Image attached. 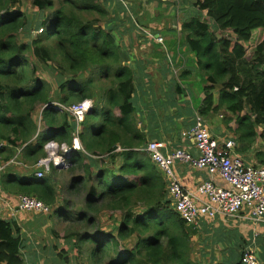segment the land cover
<instances>
[{
	"label": "trees",
	"instance_id": "1",
	"mask_svg": "<svg viewBox=\"0 0 264 264\" xmlns=\"http://www.w3.org/2000/svg\"><path fill=\"white\" fill-rule=\"evenodd\" d=\"M20 1L0 0V141L9 144L1 152L2 159L7 162L21 151L20 160L35 165L45 156L48 141L67 144L72 152L69 168L54 170L40 180L34 175L3 173L0 186L6 195L36 197L55 208L60 203L56 178L62 173L67 178L62 190L68 195L86 191L83 211L76 220H70L63 208L53 209L62 222L69 221L68 231L60 238L76 242L73 249L78 258L87 244L88 264H202L192 258V237L197 230L174 211L166 179L141 151L148 143L135 119L138 66L134 67L131 54L119 44L121 20L113 19L101 0H30L42 13L36 25L42 32L35 37L25 14L10 11L1 16ZM226 3L197 0L195 7L209 11L213 23L194 15L181 29L210 83L201 114L224 110L237 121L242 140L264 138V0ZM48 11L51 16L45 18ZM87 14L96 19L87 21ZM99 20L107 21V27L97 30ZM20 31L28 34L29 43L18 45ZM18 51L29 52L43 64L54 63L71 77L62 80L61 75L54 92L40 78L37 66L29 71V78L13 70L23 62L15 55ZM23 60L30 61V57ZM96 70L108 74L109 84L100 80L96 85L92 78ZM86 99L96 101L81 135L88 154L73 149L74 125L69 114L49 107L42 112L40 129L33 120L42 106L52 102L72 106ZM103 210L121 213L120 225L115 233L99 228L90 233ZM24 240L18 225L0 214V264H28ZM129 240H133L132 248L123 245Z\"/></svg>",
	"mask_w": 264,
	"mask_h": 264
},
{
	"label": "crops",
	"instance_id": "2",
	"mask_svg": "<svg viewBox=\"0 0 264 264\" xmlns=\"http://www.w3.org/2000/svg\"><path fill=\"white\" fill-rule=\"evenodd\" d=\"M104 1L109 5L111 12L115 11L113 19L122 20L124 8L120 0ZM127 1L125 5L130 3L140 5L142 13L145 11L143 7L146 8L142 19L138 18L143 22L140 33L123 30L119 37L122 38L125 34L130 37L126 49H131V52L129 51L131 63L134 67L138 66L136 71L134 68L135 119L138 129L146 135L147 143L162 142L169 148H184L196 156L193 143L184 139L182 133L195 125L196 115H199L214 137L222 141L236 139L238 144L236 153L248 164L264 167V138L242 140L237 121L224 110L214 115L201 114L206 97L205 88L209 87L210 83L199 68L196 54L187 46L186 35L181 32L183 23L190 22L194 15L200 18L201 11L194 6L197 0ZM115 6L118 7L114 8ZM176 24H180L179 30L175 29ZM160 30L171 35L165 41V47L156 42V37L162 33ZM125 39L128 38L125 36ZM132 50L134 54L138 52L137 59L132 58L135 57L132 56ZM262 130V126L257 127L258 132ZM176 173L185 189L191 192H195L196 186L208 178L205 171L182 163H177ZM217 184L227 187L220 179ZM12 196L0 194L1 216L16 223L21 229V234L30 229L28 227L40 231L45 224L38 221L37 225L33 213L17 209V201L10 198ZM242 215H245L244 218H217L213 221H204L199 229H195L203 231L204 251L194 253V256L202 258L203 264H240L244 249L254 244L261 264H264V222L249 219L247 211ZM37 246L40 244L36 245L34 240L24 244L23 254L28 264H42L43 255Z\"/></svg>",
	"mask_w": 264,
	"mask_h": 264
},
{
	"label": "built area",
	"instance_id": "3",
	"mask_svg": "<svg viewBox=\"0 0 264 264\" xmlns=\"http://www.w3.org/2000/svg\"><path fill=\"white\" fill-rule=\"evenodd\" d=\"M157 41L163 42L161 38ZM49 107L58 110L61 114H69L74 125L73 149L85 152L81 143L82 127L95 107L94 102L86 99L72 106L59 102L42 106L39 110V126L42 123L43 110ZM182 136L193 143L197 152L196 156L184 148H169L167 144L157 141L148 142L141 151L149 156L163 174L168 183V199L174 211L186 224L193 229H199L206 220L244 218L245 215L242 213L245 211L249 219L264 222V167L250 165L238 155L236 139L222 141L214 137L206 127L204 119L199 115H196L195 125L190 130L184 131ZM8 145L0 141V174L10 166L23 165L20 160L21 151H18L17 155L9 161H3L1 152L9 147ZM120 151H122L121 148H118V152ZM71 152L72 148L67 144L48 141L45 144V156L33 166V169L37 171L34 177L40 180L54 170L62 171L69 168ZM177 163L205 171L208 175L207 180L197 185L195 192L186 190L176 173ZM219 179L227 187L219 186L217 184ZM15 201H17L16 208L22 212L47 216L53 212V207L44 201L27 195H20L15 198ZM0 213H2L1 209ZM255 240L256 235L254 243ZM241 263L261 264L254 244L244 249Z\"/></svg>",
	"mask_w": 264,
	"mask_h": 264
},
{
	"label": "rangeland",
	"instance_id": "4",
	"mask_svg": "<svg viewBox=\"0 0 264 264\" xmlns=\"http://www.w3.org/2000/svg\"><path fill=\"white\" fill-rule=\"evenodd\" d=\"M123 1V2H122ZM219 2L221 1V4H227L226 0H218ZM105 2L104 0H101V3ZM122 2V3H121ZM126 2H128L127 0H120V3L122 4V6L124 7V5L126 4ZM196 5V4H195ZM194 5V6H195ZM107 11H109L111 15V17H115L114 16V12H111V9L109 8V5H107V3L105 4ZM128 6V9H126L125 11L122 10V16H121V21H119L118 23V30H119V34L120 32H122L123 30L125 31H132L135 33V31H138L140 33V28L142 26V24L140 23V21L138 20V18L143 17V14L145 15V11L146 8L145 6L144 8V12L142 13V10H140V5H135L133 3H130V5H126ZM118 6H115L114 8H116ZM198 8V7H196ZM14 12V13H22L25 14V16H27L28 20L31 22V26H34L33 29V36L37 37L38 35L41 34L42 30L41 28H37V24L39 23V21L42 18V13L40 12V10L34 6L33 2L30 0H21L20 2H18L16 5L12 6L10 8V10H6L4 12L1 13V16H5V13L8 12ZM142 13V14H141ZM45 18H47V16H51V11H48L47 13H45ZM97 15V14H96ZM85 18L87 19V21L91 22L94 21V19H96V17L93 18L92 15H86ZM200 18L209 23L212 24L213 20H212V15L209 13V11L206 10L201 12ZM100 19V18H98ZM99 24H97V27H95L97 30H101L104 27H107V21L104 20H99ZM180 24H176V28L179 30ZM36 28V29H35ZM221 29H218V32H220ZM124 32V31H123ZM136 32V33H138ZM160 32H162L161 34H159L160 36L156 37V42L159 44H162L161 46L165 47V41H167V38H170L171 35L167 34L168 32H163V30H160ZM166 34V35H165ZM28 34L24 31H20V35L18 38V45L20 43L26 44L29 43V41L31 40L30 38H28L27 36ZM121 35V34H120ZM123 37V41L122 38L118 37V41L119 44L122 41V46L125 48H128L129 45V40L130 37L125 34L122 35ZM125 36L128 39H125ZM162 36V37H161ZM159 38H161L163 40L162 43H160L159 41H157ZM135 43V42H134ZM133 43V44H134ZM132 44V45H133ZM156 48H159L157 46H155ZM128 51L131 52V49H127ZM17 58L20 59H24L25 58H29L30 57V61H26L22 59V63L17 65V67H15L13 70L20 72L21 75H25L26 77L29 78V71L35 66L38 67L39 69V76L41 79L46 80L49 84H50V89L53 90L54 92H56L58 90V82H61V75H62V80L63 78H69L71 77L68 74H64L62 71H60L58 69V65L56 64H43L42 62H40L38 59H35L31 56V54L29 52H22V51H18L16 54ZM132 57L133 59H137L138 57V52H136L134 54L133 50H132ZM162 56V55H161ZM167 57V56H166ZM249 63V62H248ZM247 67V63L245 64ZM244 65V66H245ZM242 66L243 68H246ZM21 70H24L25 72L22 73ZM64 74V76H63ZM108 74H101L99 73L97 70L94 71L92 78L95 79L96 85L97 82H99L100 80H102L103 82H105L106 84H109V81L105 79V76H107ZM244 77V76H243ZM28 78H26V81L28 80ZM245 80H249V78L245 79ZM27 82L26 84H24V86H27ZM100 86V85H99ZM97 93H99V90H96ZM94 102V106L96 107V101L93 99H90ZM117 113V112H116ZM252 117L255 116L252 115ZM33 120L37 123H40V118H39V111L36 112L33 115ZM39 129L40 126L38 125ZM83 130V127H82ZM23 162V161H22ZM33 164L31 162H23V165L19 164L17 167L16 166H10L8 168L5 169V171H3L0 174V180L1 177L3 175V173H16V174H24L27 176L30 175H35L37 171H35L33 169ZM78 176V175H76ZM64 177H62V173H59L57 175L56 178V182L57 184H60V189L58 190V200H59V204H55L57 205L55 208H63L65 210L66 213H69V218L70 220H76L79 216V213L83 211V206H84V197L86 196V191L82 192L81 194H78L77 192H74L73 195H68L65 191L62 190V182L64 181ZM67 179V178H66ZM65 179V180H66ZM5 190L3 189V187L0 186V194H6L4 192ZM4 192V193H3ZM13 195L10 198H17L20 196L19 193L16 194H10ZM28 196V195H27ZM32 197V196H29ZM36 198V197H33ZM15 200V199H14ZM65 201H67V203H64ZM68 204H70V206H68ZM55 208H53L54 210H56ZM71 212V213H70ZM33 215L36 217V224L38 225V221L41 222L42 224L44 223L45 225L43 226V228H40V231H37L35 228H31L28 227L30 229H28L26 232L22 233V237L25 239V244L27 241H35L36 245H38V243L40 244V246L38 248H40L41 253H42V257H41V261L43 259L42 264H88V254H89V245L87 244H83V253L81 254V256H76V250L75 249V243L76 242H67L66 240H62L60 238V235L62 234V232L64 230L68 231L69 228V221L68 222H62V220L59 219V217L57 215H54V212L51 213L49 216L47 215H38L33 213ZM3 217V216H2ZM38 217V218H37ZM120 220H121V213H112L109 211H105L103 210L101 215L97 218V222H96V226L89 228V232L92 234L96 233V229L99 228L101 230H105L107 232H114L116 231V229L118 228V226L120 225ZM72 228L74 229L75 227L72 226ZM202 236H203V231L202 229L199 230V232L197 231L195 233V235L192 237V244H193V249L195 254H199L202 250L204 251V244H203V240H202ZM195 238V239H194ZM123 245L125 247H129L132 248L134 243L133 240H129L128 242H124ZM74 247V249H73ZM122 250V249H121ZM40 253V254H41ZM64 256L68 257L69 260H65ZM193 260L202 263L203 264V259L202 258H197L194 255L192 256ZM39 264V263H37Z\"/></svg>",
	"mask_w": 264,
	"mask_h": 264
},
{
	"label": "bare ground",
	"instance_id": "5",
	"mask_svg": "<svg viewBox=\"0 0 264 264\" xmlns=\"http://www.w3.org/2000/svg\"><path fill=\"white\" fill-rule=\"evenodd\" d=\"M68 163H69V161H68Z\"/></svg>",
	"mask_w": 264,
	"mask_h": 264
},
{
	"label": "water",
	"instance_id": "6",
	"mask_svg": "<svg viewBox=\"0 0 264 264\" xmlns=\"http://www.w3.org/2000/svg\"><path fill=\"white\" fill-rule=\"evenodd\" d=\"M259 258H260V256H259Z\"/></svg>",
	"mask_w": 264,
	"mask_h": 264
}]
</instances>
